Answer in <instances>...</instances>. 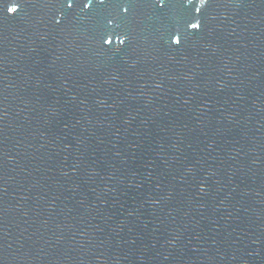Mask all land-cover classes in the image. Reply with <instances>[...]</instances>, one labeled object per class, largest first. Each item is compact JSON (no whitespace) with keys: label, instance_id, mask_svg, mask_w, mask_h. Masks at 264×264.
<instances>
[{"label":"water","instance_id":"1","mask_svg":"<svg viewBox=\"0 0 264 264\" xmlns=\"http://www.w3.org/2000/svg\"><path fill=\"white\" fill-rule=\"evenodd\" d=\"M87 2L0 4V264H264V0Z\"/></svg>","mask_w":264,"mask_h":264},{"label":"snow or ice","instance_id":"2","mask_svg":"<svg viewBox=\"0 0 264 264\" xmlns=\"http://www.w3.org/2000/svg\"><path fill=\"white\" fill-rule=\"evenodd\" d=\"M64 2L66 3V6L68 9H72L73 7V0H64ZM98 2L100 4H103L104 3V0H98ZM208 0H201V3L202 4H207ZM0 4H3V10L7 13H15L18 11V7H12L10 6V3H9V0H0ZM94 6V0H88L87 3L84 4V7L85 8H91ZM163 6V4L161 5ZM125 12L128 11L127 8L124 9ZM195 11L197 13H199L201 11L200 8H196ZM192 27L194 28H199L200 25L199 24H193ZM102 40H103V43L105 44H109L111 45L112 44V40L111 39H108V38H105V37H102ZM175 43H180V40H179V37L176 38V40L174 41ZM121 43H123V41H121Z\"/></svg>","mask_w":264,"mask_h":264}]
</instances>
